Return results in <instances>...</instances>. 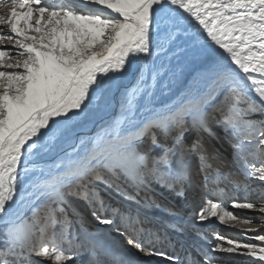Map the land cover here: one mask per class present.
<instances>
[{
  "label": "snow or ice",
  "instance_id": "snow-or-ice-1",
  "mask_svg": "<svg viewBox=\"0 0 264 264\" xmlns=\"http://www.w3.org/2000/svg\"><path fill=\"white\" fill-rule=\"evenodd\" d=\"M173 60L201 69L158 99ZM157 189L191 191L189 219L164 225L180 233L264 213V0H0V264H264V220L253 242L157 248Z\"/></svg>",
  "mask_w": 264,
  "mask_h": 264
},
{
  "label": "rangeland",
  "instance_id": "rangeland-1",
  "mask_svg": "<svg viewBox=\"0 0 264 264\" xmlns=\"http://www.w3.org/2000/svg\"><path fill=\"white\" fill-rule=\"evenodd\" d=\"M5 47H7V46H5ZM164 82L169 84V87L171 88V92H168V90L165 89L164 95H160L159 90H158V99L162 98V100L165 99L166 97H168L169 94L175 92L177 85L180 83V76L176 72V75L174 78H172L171 82L169 81V79L167 77L164 79ZM212 143L217 144L216 141H212ZM221 146L222 145H220V144L217 145V147H219L220 149H221ZM224 146H226L228 153H229L230 149L228 148V146L226 144H224ZM227 155L225 157L230 159L229 155L228 156ZM189 193H190V190L186 194L187 199H185L183 196H180V195L176 196L177 198L174 199V203L177 204V207L170 206L172 212H174L176 214L175 216H172L168 212L169 207H168L167 202H169V201H165L163 198H161L158 191L155 192V196L156 197L158 196L157 203L159 204V207L158 208H149V209H147V211L150 213V217H152V219H153L152 221L158 225H161L162 231L166 232L168 237H171L170 235H171V232L173 230L171 228L164 227L165 224L176 223L178 220H188L189 217L191 216L192 210H190V209H191L192 204H190L191 198L189 197V195H190ZM244 195L245 194L242 192L241 196L243 197ZM249 199H256V197H254V198L249 197ZM188 207H189V209L187 211H185L184 209H187ZM229 210L233 211L232 209H229ZM242 210H243V212H250V210H246V209L245 210L242 209ZM249 214L252 216L254 214H256V215H259L261 217L258 220H252L254 222L252 225H243L240 223H238L235 226H232V225L228 226L227 225L228 227H231L230 229L225 228L226 226L223 227V226H221V224H217L216 222H213V218H212L209 221L198 223L195 228H190L189 231L192 233H195L198 230L206 231L209 233L216 231V232H219L221 235H224L228 239H233V240L239 241L241 243L253 242L250 239H246L244 233H246V231L249 227H257L258 222L261 220H264V213H260L259 211H257V210L255 211V209H254V211L248 213V215ZM248 218H252V217H248ZM228 222H230V221H228ZM189 231L184 232L183 234H185V235H179V236H181L182 238H184L188 242ZM247 235L250 237L252 235V233H247ZM121 242L122 243L124 242L123 238H121ZM255 243L260 245L262 242H255ZM241 251H243V250H241ZM219 255L223 256V254H219ZM33 259H40V258L33 257ZM231 259L235 262V264H250V259L248 257L241 255V254H233ZM75 262H76V264H83L82 258H80V257L75 258Z\"/></svg>",
  "mask_w": 264,
  "mask_h": 264
},
{
  "label": "bare ground",
  "instance_id": "bare-ground-1",
  "mask_svg": "<svg viewBox=\"0 0 264 264\" xmlns=\"http://www.w3.org/2000/svg\"><path fill=\"white\" fill-rule=\"evenodd\" d=\"M5 31H6V29H5ZM171 63L174 66L175 72H177L179 74V76H180V83L177 85V88L175 89V92L173 91L176 95H178L179 92L185 86H187L188 84L191 83L192 78L196 76L197 72L201 69V66L198 65V64H193V65H188V66H183V67H176L178 64H180L182 62H178L176 60H173ZM138 71H139V69H137V72ZM135 83H136V79L134 77H131V76L126 78V79H124V80H122V81H120V85H119L120 92H123L124 88H131ZM161 83L164 84L165 83L164 80ZM172 94L173 93L169 94V96L166 97L165 99H168L170 96H172ZM114 95H115V99L113 100V103H112V109H110L109 111H112V110L118 111L119 110L120 93H115ZM102 115L106 116V114H104V113H102ZM93 128H94V125L89 123L88 125L78 129L77 131H78L79 135H84V134L88 133L90 130H92ZM217 145H219V144L217 143ZM220 150H221V153L223 152L226 155L229 154L226 146H224V145L221 146ZM166 194L170 195L171 193L167 192ZM166 194L163 193L162 195H166ZM189 194H190V198H191V201H192L191 191H190ZM240 197H242V196H240ZM254 197L255 196H250V198H254ZM161 198H162V196H161ZM156 199H158V196L156 197ZM163 199L165 201H169V202H167L168 207H169L168 209H171L170 206L177 207V204L174 203V200H173L174 198H172V196L171 197H166V198H163ZM188 209H189V207L187 209H184V210L187 211ZM229 209H232L233 210L232 212L235 215H237L238 217H240V218L252 217V218H250L251 220H258L261 217V216L256 215V214H254L253 216L250 215V214L248 215V213L254 211V209L250 210V212H243L242 209H235V208H229ZM149 218L151 220H153L152 217H149ZM210 219H212V218H210ZM213 222H216L217 224H219L214 218H213ZM233 222L230 221V222H227V224H221V226H223V227L226 226L225 228L230 229L231 227H228L229 225L235 226V225H237L239 223L238 221H233ZM179 235H185V234L180 233V232H176V231H172L171 235H170L171 237H169L171 239V244H169L167 242H163V243L162 242H157L156 243V247L157 248H161V249L167 251L168 253L170 251L171 252H178L180 254L181 260H183V258H184V250L182 249V246H186L187 245V241L184 238H182L181 236H179ZM193 254H195V253H193ZM151 260L153 262H155V261L159 262L160 260L162 261V260H166V259L163 258V257L154 256L153 259H151Z\"/></svg>",
  "mask_w": 264,
  "mask_h": 264
}]
</instances>
